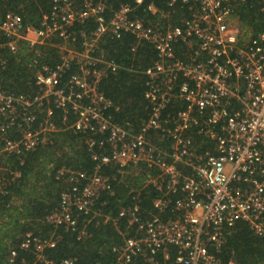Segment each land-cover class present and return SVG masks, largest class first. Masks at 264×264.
I'll use <instances>...</instances> for the list:
<instances>
[{
	"label": "built area",
	"instance_id": "obj_1",
	"mask_svg": "<svg viewBox=\"0 0 264 264\" xmlns=\"http://www.w3.org/2000/svg\"><path fill=\"white\" fill-rule=\"evenodd\" d=\"M233 1L168 0L169 9L184 4L190 10L188 18L176 23L151 3L147 9L159 16L156 25L134 18L132 3L113 10L105 0H50L37 25L13 10L1 15L0 61L5 48L16 52L21 41L34 48L58 37L64 44L57 64L42 65L34 94L0 89V157H20L52 142L58 132L54 109L59 108L64 122L74 117L70 127L87 134L90 147L103 149L93 153L94 159L145 161L159 168L147 181L160 192L153 202L157 211L144 214L138 204L120 207L119 216L136 226L138 236L113 247L112 264H134L136 257L154 262L159 252L168 256L170 248L177 249L175 260L181 264H221L216 253L225 246L227 231L239 222L264 236V34L252 36L243 28ZM88 21L95 24L90 33L78 28H86ZM107 32L117 38L129 32L137 45L149 43L157 51L146 70L144 97L151 113L139 131L116 120L113 101L100 89L120 68L114 59L96 53ZM79 38L82 45L76 48ZM15 128L19 137L6 136ZM150 129L169 148L150 141ZM6 170L0 163L1 192ZM110 188L107 177L94 175L82 188L64 191L47 221L75 230V211L89 214ZM55 244L28 232L19 248L32 252L36 264H75L74 258L58 263L49 259L46 249ZM18 255L11 248L6 264H14Z\"/></svg>",
	"mask_w": 264,
	"mask_h": 264
},
{
	"label": "trees",
	"instance_id": "obj_2",
	"mask_svg": "<svg viewBox=\"0 0 264 264\" xmlns=\"http://www.w3.org/2000/svg\"><path fill=\"white\" fill-rule=\"evenodd\" d=\"M105 1L113 10L124 3L134 4L133 17L151 25L158 24L159 18L148 11L151 3L162 14H169L175 23L180 22V18H188L190 13L184 4L169 9L168 0H145L141 5L133 3V0ZM233 2L235 15L243 28L252 36L264 34V0ZM49 7L50 0H3L0 1V19L6 10H13L21 14L26 22L37 25L42 11H47ZM165 21L166 18L162 23ZM94 27L93 21H88L86 28L78 26L88 33ZM82 41L79 38L71 44L81 48ZM62 44L61 38L54 37L34 48L24 41L16 52L5 48L0 61V89L16 94H34L37 91L36 75L43 64L55 65L59 62ZM96 53L114 59L120 65L117 71L111 72L101 82L100 89L113 101L116 120L127 129L139 131L151 113V105L144 97L149 79L146 70L157 59V51L149 43L137 45L135 37L129 32L120 38L107 32L101 36ZM64 115L62 109H54L58 132L54 133L52 142L40 144L20 157L15 154L0 157V163L7 168L2 171L7 183L3 192L0 190V264L7 263L11 248L19 251L14 264H36V256L32 252L19 248L28 232L56 240L54 247L46 249L47 257L55 263L74 258L75 264H112L115 261L113 247L122 244L125 238L138 236L136 226L130 225L127 217L119 216L120 207L138 204L144 214L157 211L153 202L160 192L147 181L151 174L158 173L159 168L155 164L156 168L150 167L145 161L123 164L94 159L93 153H101L103 149L98 145L90 147L86 142L87 134L77 133L70 127L74 117L70 115L64 122ZM20 135L21 132L15 128L9 130L6 136L17 138ZM148 138L156 146L169 148L155 129L149 130ZM2 146L0 139V148ZM60 170L63 174L59 173ZM12 171L19 175L15 176ZM96 174L107 177L111 188L100 194L89 214L75 211V230L47 221V216L59 205L64 191L72 190L75 185L82 188ZM168 212L173 214L171 208ZM80 233L84 235L82 239H78ZM226 235L225 246L220 253H216L221 264H264L263 235L255 234L245 222L236 224ZM176 251V248H170L168 256L159 252L154 262L136 257L134 264H181L175 260Z\"/></svg>",
	"mask_w": 264,
	"mask_h": 264
}]
</instances>
